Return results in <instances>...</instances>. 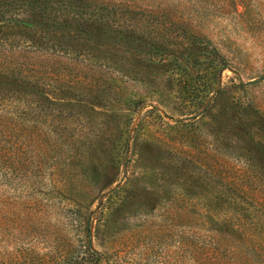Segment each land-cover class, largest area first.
Instances as JSON below:
<instances>
[{"label":"rangeland","instance_id":"obj_1","mask_svg":"<svg viewBox=\"0 0 264 264\" xmlns=\"http://www.w3.org/2000/svg\"><path fill=\"white\" fill-rule=\"evenodd\" d=\"M93 1L122 15L0 23L31 79L0 82L24 169L0 171V264H201L238 238L216 230H264V0Z\"/></svg>","mask_w":264,"mask_h":264},{"label":"trees","instance_id":"obj_2","mask_svg":"<svg viewBox=\"0 0 264 264\" xmlns=\"http://www.w3.org/2000/svg\"><path fill=\"white\" fill-rule=\"evenodd\" d=\"M79 2L80 0H0V23H10L21 27H33L35 24L48 26L50 25V18L55 19L61 11L68 13L70 11H81L104 22H108L109 19L114 20L117 16L122 15V12L118 11L119 6L116 5L110 6L109 4L93 1L97 7L91 10L89 9L90 5L85 4L81 7ZM23 13L27 16H22ZM38 16L46 17V19L39 21ZM63 23H60V25L62 26ZM29 78L26 69L18 67V65L0 66V82L7 84L9 90L12 89L15 92L22 89L25 86V80H31ZM9 104L7 103V105ZM13 112L16 117H20L18 108H14ZM22 131L19 123H11L7 119H0V171H5V173L8 171L16 172L17 175L21 174L23 176L22 163L11 160L21 151ZM2 141H5V143L2 144ZM216 232L226 236L229 232L233 236L237 235L238 238H233L225 243H216L210 247L202 246L201 256L198 259L201 264H260L264 262V239L257 237L263 235L264 230L239 225L234 228L216 230ZM254 249L259 254L258 259L247 256L248 250L254 251ZM228 253L234 255H227ZM93 255L102 260L101 255L96 251L93 252Z\"/></svg>","mask_w":264,"mask_h":264},{"label":"water","instance_id":"obj_3","mask_svg":"<svg viewBox=\"0 0 264 264\" xmlns=\"http://www.w3.org/2000/svg\"><path fill=\"white\" fill-rule=\"evenodd\" d=\"M251 82H253V81H250L249 83H251Z\"/></svg>","mask_w":264,"mask_h":264}]
</instances>
